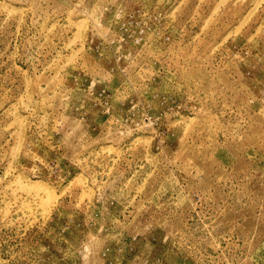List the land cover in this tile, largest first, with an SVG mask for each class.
<instances>
[{
	"label": "rangeland",
	"instance_id": "374dc122",
	"mask_svg": "<svg viewBox=\"0 0 264 264\" xmlns=\"http://www.w3.org/2000/svg\"><path fill=\"white\" fill-rule=\"evenodd\" d=\"M0 264H264V0H0Z\"/></svg>",
	"mask_w": 264,
	"mask_h": 264
}]
</instances>
